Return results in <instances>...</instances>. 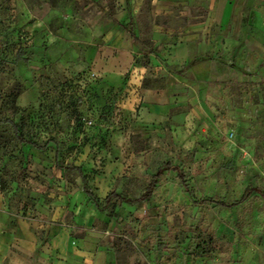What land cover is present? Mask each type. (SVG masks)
<instances>
[{"label": "rangeland", "instance_id": "obj_1", "mask_svg": "<svg viewBox=\"0 0 264 264\" xmlns=\"http://www.w3.org/2000/svg\"><path fill=\"white\" fill-rule=\"evenodd\" d=\"M95 250L264 264V0H0V262Z\"/></svg>", "mask_w": 264, "mask_h": 264}, {"label": "trees", "instance_id": "obj_2", "mask_svg": "<svg viewBox=\"0 0 264 264\" xmlns=\"http://www.w3.org/2000/svg\"><path fill=\"white\" fill-rule=\"evenodd\" d=\"M16 138L18 140H20L21 142H28L29 144H32V146L36 147V143H30L29 141H25L23 139V137L21 136L18 128L15 129V132H14ZM164 166L169 169V170H173V171H176L177 172V176L179 178V185L184 187L185 188V191H187L186 189V179H185V174L177 167V166H173L171 165L170 163H165ZM161 174V170L158 169L157 172L154 174V179L148 184V186L146 187V189L144 190V192L136 199V201H140V200H147L148 198H150L151 196V193H152V190L156 184V181L158 179V177L160 176ZM89 196H91V194L87 193ZM247 194H249V191H247ZM245 196L242 197L239 201H236V202H232V203H224V202H217L216 204L219 205V206H222V207H228V208H232L236 205H238L239 203H241L244 199H245ZM92 197V196H91ZM112 198L114 199H119L120 201H124V202H130L131 200L128 199V198H124L122 197L121 195L117 194V193H110L108 194L106 197H105V200L106 202L107 201H110ZM93 201L95 203H97V198H93Z\"/></svg>", "mask_w": 264, "mask_h": 264}, {"label": "crops", "instance_id": "obj_3", "mask_svg": "<svg viewBox=\"0 0 264 264\" xmlns=\"http://www.w3.org/2000/svg\"><path fill=\"white\" fill-rule=\"evenodd\" d=\"M176 53V58L183 59L186 57V51L181 46L176 47ZM149 58L152 65L158 64L156 56L150 54ZM93 262L96 264H106V255L102 251L95 250L93 254ZM0 264H2V262H0Z\"/></svg>", "mask_w": 264, "mask_h": 264}]
</instances>
